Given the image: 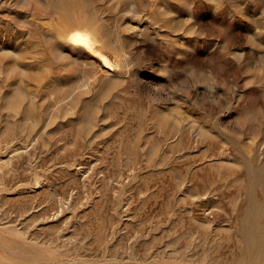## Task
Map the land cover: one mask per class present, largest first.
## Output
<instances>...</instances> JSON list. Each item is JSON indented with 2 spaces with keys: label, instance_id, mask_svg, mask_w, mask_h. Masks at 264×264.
Instances as JSON below:
<instances>
[{
  "label": "rangeland",
  "instance_id": "rangeland-1",
  "mask_svg": "<svg viewBox=\"0 0 264 264\" xmlns=\"http://www.w3.org/2000/svg\"><path fill=\"white\" fill-rule=\"evenodd\" d=\"M0 264H264V0H0Z\"/></svg>",
  "mask_w": 264,
  "mask_h": 264
},
{
  "label": "bare ground",
  "instance_id": "bare-ground-1",
  "mask_svg": "<svg viewBox=\"0 0 264 264\" xmlns=\"http://www.w3.org/2000/svg\"><path fill=\"white\" fill-rule=\"evenodd\" d=\"M72 42L84 46H88L90 44V40L87 36L80 34V33H74L71 37Z\"/></svg>",
  "mask_w": 264,
  "mask_h": 264
}]
</instances>
